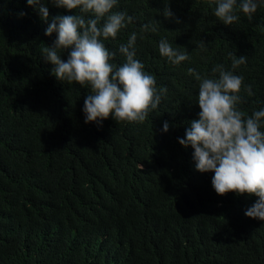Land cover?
<instances>
[{
	"label": "trees",
	"instance_id": "trees-1",
	"mask_svg": "<svg viewBox=\"0 0 264 264\" xmlns=\"http://www.w3.org/2000/svg\"><path fill=\"white\" fill-rule=\"evenodd\" d=\"M119 9L136 19L106 46L137 32V59L167 93L143 124L109 117L98 127L84 123L87 89L58 82L41 60L52 38L36 12L0 0V264H264V221L244 216L256 198L218 196L178 144L199 112L189 68L209 75L246 56L237 71L254 95L242 92L241 108L250 115L264 103V8L231 27L207 0H120ZM150 22L157 31L141 37ZM161 38L190 60L161 58ZM164 121L174 125L166 134Z\"/></svg>",
	"mask_w": 264,
	"mask_h": 264
},
{
	"label": "clouds",
	"instance_id": "clouds-1",
	"mask_svg": "<svg viewBox=\"0 0 264 264\" xmlns=\"http://www.w3.org/2000/svg\"><path fill=\"white\" fill-rule=\"evenodd\" d=\"M49 3L71 14L50 16ZM207 3L216 21L226 27L238 23L241 16L252 21L258 9L264 8V0ZM119 5L120 0H26V6L46 25L44 36L52 38L50 45L40 44L41 60L52 66L51 74L58 82L87 89L81 109L86 125L100 127L109 117L123 124H143L159 109L167 93L137 59V32H131L127 42L119 43L115 50L106 46L136 19ZM162 14L169 19L174 15L168 7ZM26 15L19 13L20 17ZM157 24L142 25L141 37L144 32L157 31ZM200 47L204 48L203 43ZM180 49L166 38L158 42L160 57L173 66L191 58L187 50ZM118 54L123 57L120 64L115 63ZM246 63V56H233L230 68L216 64L203 76L188 69L198 82L195 103L199 112L188 122L178 144L192 149L194 171L212 174L211 187L218 196L233 193L237 198L255 197L244 216L264 221V103L250 115L241 108L246 102L241 93L254 95L252 86L244 84L243 75L237 71ZM173 126L164 121L161 132L166 134Z\"/></svg>",
	"mask_w": 264,
	"mask_h": 264
}]
</instances>
